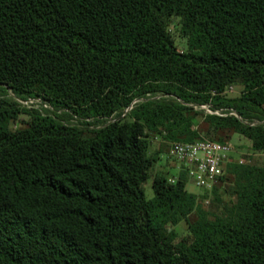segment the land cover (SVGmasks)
I'll return each instance as SVG.
<instances>
[{
  "label": "trees",
  "instance_id": "obj_1",
  "mask_svg": "<svg viewBox=\"0 0 264 264\" xmlns=\"http://www.w3.org/2000/svg\"><path fill=\"white\" fill-rule=\"evenodd\" d=\"M202 105L264 153V0H0V264H264V164L200 195L181 165L145 198L149 132L202 138Z\"/></svg>",
  "mask_w": 264,
  "mask_h": 264
},
{
  "label": "rangeland",
  "instance_id": "obj_2",
  "mask_svg": "<svg viewBox=\"0 0 264 264\" xmlns=\"http://www.w3.org/2000/svg\"><path fill=\"white\" fill-rule=\"evenodd\" d=\"M180 28V18L177 16H172L170 18V25L169 29L170 32L174 38L175 45L178 50L185 49V39L181 37V34L179 32ZM241 86L239 85H232L227 87L225 94L229 97H236L240 94ZM23 105H27L28 107L30 105H33L34 107H39L40 104L43 106H46L47 103L40 101L39 99H31L28 101H21ZM199 109H204L203 107L194 106V110H196L198 113L192 114V123L193 128L196 129L199 136L202 137H210V138H217L218 135L225 136L224 138L228 140L229 143L233 145L234 152L232 154V157L234 160L241 159L245 161H249L252 163H256L259 165L264 164V153L258 152L253 153L250 149V141L244 137L241 134H238L236 132H233L232 130H225V131H219L217 133H213L212 129L210 130L208 123L204 119V114ZM205 112H207L206 109H204ZM29 116L25 113H20L18 115V119L12 123V126L14 128L19 126H24L25 122L28 121ZM71 122H76L75 119H71ZM165 132H162V134H159L158 132H149V140H150V146H149V154L151 156L156 157V161L154 162L151 170L149 171V177L143 182V191L146 199H151L154 196L153 188H152V179L155 175L161 174L166 177L173 178L177 175L178 170L180 169V164L175 161V159L171 158L168 155V145L169 141L165 138H163ZM171 143V142H170ZM227 184H222V189H220L219 193L221 194L222 202L215 204L211 200H209L208 203L204 202L205 209L212 210V211H219L221 210L222 206L227 203L231 196L226 193V187ZM186 189L187 191L191 193H198L199 195L202 193H205L202 188L195 185L193 180L188 177L186 182ZM206 199V198H205ZM193 217V216H192ZM174 230L177 233V238L175 240L176 243L180 240H189L190 234L187 230V226L184 222L178 223Z\"/></svg>",
  "mask_w": 264,
  "mask_h": 264
},
{
  "label": "built area",
  "instance_id": "obj_3",
  "mask_svg": "<svg viewBox=\"0 0 264 264\" xmlns=\"http://www.w3.org/2000/svg\"><path fill=\"white\" fill-rule=\"evenodd\" d=\"M201 107L208 113H220L219 110H211L208 105ZM233 152L234 148L230 143L202 137L193 141H172L168 155L187 169L188 176L195 185L210 191L214 185L220 182L228 161L244 162L242 158L234 160ZM204 202L208 203V198Z\"/></svg>",
  "mask_w": 264,
  "mask_h": 264
},
{
  "label": "water",
  "instance_id": "obj_4",
  "mask_svg": "<svg viewBox=\"0 0 264 264\" xmlns=\"http://www.w3.org/2000/svg\"><path fill=\"white\" fill-rule=\"evenodd\" d=\"M131 106H129L128 108H130Z\"/></svg>",
  "mask_w": 264,
  "mask_h": 264
}]
</instances>
